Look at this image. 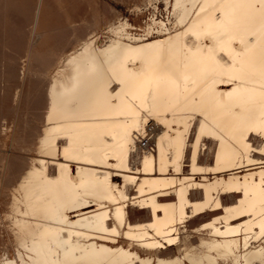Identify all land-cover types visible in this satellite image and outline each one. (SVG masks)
Masks as SVG:
<instances>
[{
  "label": "bare ground",
  "instance_id": "1",
  "mask_svg": "<svg viewBox=\"0 0 264 264\" xmlns=\"http://www.w3.org/2000/svg\"><path fill=\"white\" fill-rule=\"evenodd\" d=\"M175 5L58 71L1 264H264V0Z\"/></svg>",
  "mask_w": 264,
  "mask_h": 264
},
{
  "label": "rangeland",
  "instance_id": "2",
  "mask_svg": "<svg viewBox=\"0 0 264 264\" xmlns=\"http://www.w3.org/2000/svg\"><path fill=\"white\" fill-rule=\"evenodd\" d=\"M181 9L175 0H0V264L17 256L11 185L28 153H38L50 83L67 58L87 41L103 47L119 30L133 37L158 35L160 23L174 30ZM154 128L151 122L140 147L154 149Z\"/></svg>",
  "mask_w": 264,
  "mask_h": 264
}]
</instances>
